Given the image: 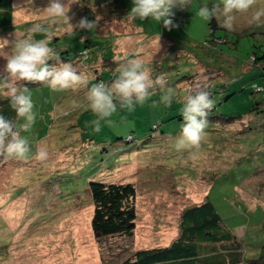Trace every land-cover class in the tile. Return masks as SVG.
<instances>
[{"label":"rangeland","instance_id":"rangeland-1","mask_svg":"<svg viewBox=\"0 0 264 264\" xmlns=\"http://www.w3.org/2000/svg\"><path fill=\"white\" fill-rule=\"evenodd\" d=\"M102 1L107 0L73 3L69 12L70 23H77L85 14L91 17L87 10L91 9L90 6L97 8L95 5ZM211 1L222 6V0H190L183 9H174L176 27L171 30L151 17L134 18L133 24L146 36L162 34L168 37L169 50L173 48L172 57L177 60L178 54H182L179 51L192 44L184 39L204 40L209 35L208 21L202 20L197 13L202 6L211 8ZM261 1L257 0L256 5L245 13H234L233 27L237 29L239 41L224 45V53L227 54L229 49L234 59L229 62L231 57H226L222 66L235 65L227 70L225 79L234 87L239 83L240 89L245 87L228 100L225 99L227 91L221 98V94H216L217 101L222 99L217 107L226 114L245 112L249 108L251 95L246 93L251 90L252 78L258 70L245 69L244 66L253 51L251 43L264 40V32H257L264 31V17L260 23L250 22L253 13L264 7V1ZM63 2L67 3V0ZM48 3L49 0L0 2V71L6 64L4 57L14 51L11 41L27 38L29 29L36 23L49 26L53 37L57 38L50 41L49 47L60 49L67 46L65 48L71 51L69 56L85 48L83 33L99 41L102 39L95 34L97 27L76 29L73 35H69L71 25L64 18H56L53 24L43 11ZM116 4L128 7V12L133 6L132 0H119ZM99 9L96 17L108 24L107 29L121 35L122 49H131L143 40L144 35L138 28L122 18L112 17L105 4L103 12ZM217 18L221 23L223 16ZM218 32L223 33L222 30ZM34 38L42 39L43 36L35 34ZM148 43H142L138 49L146 51L150 45L161 49V54L149 56L146 55L149 51H144L145 60H158L157 57L165 53L166 40ZM178 69L183 70L184 66L179 65ZM196 70L195 82L187 83L190 92L203 90L211 73L201 64L196 65ZM102 71L104 79L113 76L109 70ZM83 75L86 77V73ZM260 82L264 83V80ZM177 90L179 88L174 90L175 98L178 97ZM0 91L7 92L4 88ZM29 91L36 119L31 129L21 135L28 139L30 151L26 158L9 157L0 167V264H114L138 249L167 245L178 234L181 210L206 198L211 176L220 170L226 172L255 146L250 144L254 141L253 134H250L246 135L244 142L229 144L234 147L214 144L194 153V147L185 145L177 150L176 143L182 131L177 130L180 128L177 119L169 118L180 112L175 105L182 101L171 100L170 104H165L160 100L162 93L158 92H154L145 103L136 104L131 111L120 108L117 103V112L110 118L113 123L109 125L101 121V130L96 132L91 122L97 117L88 107V91L83 85L53 90L46 83L29 87ZM16 121L23 123L22 119ZM155 123H160V127L155 128ZM131 137L133 140L126 141ZM210 138L205 136L203 140L209 145ZM40 151L47 153L46 159H37ZM257 152L252 151L248 158L254 159ZM181 168L184 172L176 176L175 172ZM247 169V164L243 163L229 170L233 172L232 177L214 178L209 197L226 223L244 240L245 256L251 258L260 255L264 242L260 227L264 220V174L249 177L243 184L249 174ZM98 180L135 183L137 219L131 235L115 234L101 238L94 235L91 225L94 207L88 186L90 181ZM236 194L241 195L243 201H238Z\"/></svg>","mask_w":264,"mask_h":264},{"label":"trees","instance_id":"trees-1","mask_svg":"<svg viewBox=\"0 0 264 264\" xmlns=\"http://www.w3.org/2000/svg\"><path fill=\"white\" fill-rule=\"evenodd\" d=\"M118 1H102L95 6L103 12L102 6L105 4L107 12L112 17L122 18L138 28L139 33L144 35L141 42L131 49H122L119 43L121 35L107 29L109 27L108 24L106 25L102 19H99L95 34H98L99 38H102L100 41L83 33L81 37L85 40L86 46L81 52H76L73 56H69L71 51L65 48L67 46L60 49L52 47L55 52L54 56L59 59L50 60L48 63L50 65H58L60 62L70 63L79 74L86 73L89 84L87 83V85L83 86L88 91L91 88L92 84L90 82L92 81H97L95 83L103 81L106 84H111L118 76L117 69L120 62L125 58L131 59L137 56L144 58L145 50H139L141 49L140 47L138 49V46L142 43L147 44L149 42L148 44H150L156 40H161L162 42L166 40L167 43L165 44L167 47L164 50L165 53L157 57L159 58L158 60L148 61L147 67L151 70L153 79L160 74H166L168 79L167 87H171L174 90L175 88H179L180 90H177L178 97L175 98L173 96L172 100L176 101L179 99L182 101L181 104L175 105L181 110L180 112H175L169 118L177 119L176 122L180 127L177 130L182 131V126L185 123L182 109L188 95L202 90L190 92V87H187V83L193 84L196 77H198L196 65L201 64L211 71L208 75L209 79L206 87L203 89L210 94V98L214 101V107L207 114L208 125L205 129V136L211 137V143L208 145V142L202 140L199 147H194L193 152L199 153L203 150V147L214 144L221 145L224 148L234 147L229 144L235 145L236 143L244 142L245 140L243 139L246 138V135L250 134L254 136V141L250 144L253 146L255 144V148L253 147V150L250 148L248 153H245L242 158L238 159L236 164L232 165L226 172L220 170L211 176L212 179H209L207 183L209 188L206 191V198L199 203H191L181 210L178 216V234L169 244L138 249L123 261L114 264H264V242L261 245L260 255L246 258V244L244 240L226 223L218 207L209 197V190L215 181L214 178L222 177L223 179H227L232 177L230 174L232 175L233 172L229 170L233 166H240L243 163L247 164L249 174L245 177L246 179L244 178L243 184L249 177L264 174V164H261L264 161V83L260 82L264 80V40L251 43L253 51L249 54L250 57L244 66L245 69L254 68L258 70V73L254 74L256 76L252 78L251 90L246 93V95H251L249 98V108L245 112L226 114L217 107L218 102L222 101V99L217 100L223 97V92L227 91L226 95L228 96L225 99L228 100L238 90H245V87L240 89V83L234 87L233 84H228L225 79L227 70L233 68L235 66L234 63L227 67L222 66L225 62L223 59L226 57L230 58L232 55L228 49L229 53L227 51L228 56H226L224 45L235 44L239 41V37L236 38L237 29L233 27L231 30H228L221 26L217 17H213L208 21L209 35L204 40L184 39L192 44H189L187 49L179 51L182 54H178V59L175 60V57H172L173 48L169 50L171 43L168 41V37H164L162 34L146 36L144 33H141L140 28L133 24L134 19L129 18L128 7L117 5ZM212 3L211 1V7L214 5ZM90 7L91 9L87 11L91 13V17L87 14L84 17L96 19L97 8ZM218 30H222L223 33H219ZM257 32L262 33L264 31ZM53 39L57 38L53 37ZM181 44L184 46L183 43ZM147 48H149L146 50L149 51L146 53L148 56L163 52L161 49H156L151 45L147 46ZM233 59L231 57V61L229 62H233ZM235 62H238V60L236 59ZM179 65L184 66V69H178ZM104 69L113 73L110 79H104L102 71ZM46 83L21 81L18 86L23 87L25 85L29 88L35 85L42 86ZM253 85L257 87L254 88ZM156 92L161 94L159 90H156ZM216 94L221 95L217 98ZM114 102L119 103V101ZM0 115H3L7 119L17 120L16 112L10 106V98H8L6 91H0ZM154 127L159 128L160 123H155ZM256 134L259 135L255 136ZM130 140H133V137L126 139V141ZM256 150H258V156L254 159H249L250 153ZM8 160V156L0 155V167L2 162H7ZM183 172L184 170L181 168L175 172V175L177 176ZM226 175H228L227 178ZM88 187L90 201L94 207L91 221L94 235L99 238L115 234L131 235L135 229L137 219L135 205L137 189L135 183L98 180L90 181ZM236 197L237 199L239 198L238 201H243L241 195L236 194ZM260 227L264 234V220L260 223Z\"/></svg>","mask_w":264,"mask_h":264},{"label":"clouds","instance_id":"clouds-1","mask_svg":"<svg viewBox=\"0 0 264 264\" xmlns=\"http://www.w3.org/2000/svg\"><path fill=\"white\" fill-rule=\"evenodd\" d=\"M31 2V0H30ZM79 3L78 0H49L43 11L52 20L64 18L70 24L69 35H73L76 29L91 30L97 27L101 17L89 20L81 17L75 24L70 23V6ZM190 0H132V7L129 11V18L147 19L151 17L161 22L165 29L171 30L176 25L173 22L174 9H183L189 5ZM257 0H222V6L214 4L211 8L208 5L199 8L197 15L204 21H210L213 17L223 16L221 26L231 30L234 25V13H245L254 5ZM264 17V7L258 8L252 15L250 22L260 23ZM40 34L42 39H35L34 35ZM53 39L52 30L45 24L36 23L29 29L27 38L14 39L11 41L14 51L11 55L4 57L6 64L0 71V88L7 90L10 98V106L15 110L18 120L7 119L0 115V155L8 157L26 158L30 151L28 139L21 135L27 132L35 122L34 103L31 92L27 86H18L19 82H47L53 90H64L87 84V78L79 74L70 63L60 62L58 65L49 64L48 61L59 59L54 56L53 49L49 47ZM148 61L142 57L125 58L117 69L118 76L111 84L103 81L95 83L87 92L88 107L95 114L97 119L91 123L93 130H101V121L111 125L110 119L117 112V103L120 108L133 110L136 104H143L151 95L159 90L162 95L160 100L170 104L175 91L167 87L168 79L166 74H160L155 79L151 70L147 67ZM256 88V85H253ZM214 107V101L207 91H196L188 95L182 109V116L185 123L182 126V135L176 143V148L187 145L199 147L205 137V129L208 125L207 114ZM47 157L45 151L37 154V159L44 160Z\"/></svg>","mask_w":264,"mask_h":264},{"label":"crops","instance_id":"crops-1","mask_svg":"<svg viewBox=\"0 0 264 264\" xmlns=\"http://www.w3.org/2000/svg\"><path fill=\"white\" fill-rule=\"evenodd\" d=\"M241 235V234H240Z\"/></svg>","mask_w":264,"mask_h":264}]
</instances>
